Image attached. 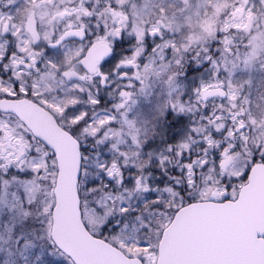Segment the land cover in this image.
<instances>
[{
  "label": "snow or ice",
  "instance_id": "6c2138e0",
  "mask_svg": "<svg viewBox=\"0 0 264 264\" xmlns=\"http://www.w3.org/2000/svg\"><path fill=\"white\" fill-rule=\"evenodd\" d=\"M231 7L195 47L170 23L134 26L124 0H65L62 30L43 40L0 12V264H264V113L245 110L232 79L264 58V31L235 22L264 0ZM206 72L194 100L178 91ZM149 76L171 90L167 135L130 118V89ZM215 98L225 103L209 108ZM39 109L70 150L38 131ZM197 111L187 135L176 130Z\"/></svg>",
  "mask_w": 264,
  "mask_h": 264
},
{
  "label": "rangeland",
  "instance_id": "374dc122",
  "mask_svg": "<svg viewBox=\"0 0 264 264\" xmlns=\"http://www.w3.org/2000/svg\"><path fill=\"white\" fill-rule=\"evenodd\" d=\"M45 1L48 2L34 9V15L30 14V7L38 3L37 0L12 2V10L8 8L9 13L6 16L11 15L17 21V28L19 22L22 23L25 20L27 25L29 20L36 19L43 28V34L50 37L54 33V28L48 24L47 20L56 11L58 13L62 10L61 6L65 4V0ZM124 2L129 4L127 16L134 26L147 28L154 21H160L161 24L170 23L171 27L167 30L173 33L179 32L177 43H190L193 47L199 40H203L207 27L218 29L225 19L232 22L233 18L226 16L225 13H230L231 6L235 4V0H186V2L185 0H124ZM222 4L228 5V7H219ZM161 9L164 11L161 12ZM30 15L33 17H29ZM235 22L246 25L253 35L257 34L258 28L260 31H264V9H259L249 16L241 8L235 16ZM24 28L26 31V27ZM243 35H247V33ZM22 38H25V33L22 34ZM209 76L210 72H206L203 75L196 74L187 79L178 80L177 82L181 85L178 91L187 93L192 101L194 100L192 89L198 86L201 79L207 80ZM232 79L234 84L240 88L239 99L247 98L250 101V103L244 104L245 110L252 107L255 113H264V58H258L248 65L241 62ZM249 82H251L250 85ZM57 87L59 86L57 85ZM68 87L65 84V89ZM141 88L144 90L141 91ZM130 91H133V99L136 101L132 105L130 118L134 119L138 126L147 127L151 132L152 126L155 125L156 131L160 135H167L174 130L169 128L167 119L162 115L166 111L165 105L171 91L163 78L149 76L144 84H137ZM176 95L177 93H172V98H175ZM221 103H225V100H209L208 107L213 108ZM200 116V111L188 115L185 121L181 122V127L176 130L180 131L182 135H187L192 121H199ZM156 139L159 140V135Z\"/></svg>",
  "mask_w": 264,
  "mask_h": 264
},
{
  "label": "water",
  "instance_id": "95a60500",
  "mask_svg": "<svg viewBox=\"0 0 264 264\" xmlns=\"http://www.w3.org/2000/svg\"><path fill=\"white\" fill-rule=\"evenodd\" d=\"M31 33H35L39 38V34L36 31L35 23L32 22L29 26ZM103 54V49L97 47L90 54L91 58L99 57ZM32 119L37 125L38 131L45 134L48 138L52 139L55 143L64 145L67 149H71V145L68 143L65 136L62 134L61 129L56 125L55 121L52 120L51 116L44 112L42 109L33 110ZM79 225L82 229V224L80 223V214L76 210L73 197L69 196L68 202L63 215V227L69 234H77V226ZM192 240V236H186L182 239L181 243H188Z\"/></svg>",
  "mask_w": 264,
  "mask_h": 264
},
{
  "label": "flooded vegetation",
  "instance_id": "af4514ba",
  "mask_svg": "<svg viewBox=\"0 0 264 264\" xmlns=\"http://www.w3.org/2000/svg\"><path fill=\"white\" fill-rule=\"evenodd\" d=\"M19 0H0V12H2L5 16L9 13V9L8 8H11L12 10V2H17ZM52 2H54V0H50ZM57 1V0H56ZM38 3L36 4H33L31 7H30V11H31V15H34V9H37L38 7L40 6H43V4H45V2H48V1H45V0H37ZM128 13H126L127 15ZM29 16V17H33V16ZM34 22L35 23V27H36V31L38 32L39 34V39L43 40L45 35L43 34V28L41 26L40 23H38V21L36 19L34 20H29L27 25L25 24V20L20 23L19 22V26L18 28L22 29L21 31V38H22V34L24 35L25 32H29V26L30 24ZM48 24L52 25L53 28H54V32L56 30H62L63 28V21L61 20V18L57 15V11L54 13L53 16H51L50 19L47 20ZM26 27V31H25V28ZM29 34H31V32H29ZM69 71L70 72H73L74 74L76 75H79V72L76 68H69ZM57 79H59V77H57ZM66 84V83H65ZM52 87L53 88H56L57 85L56 84H52ZM215 99H218V98H215ZM214 100V99H212Z\"/></svg>",
  "mask_w": 264,
  "mask_h": 264
}]
</instances>
